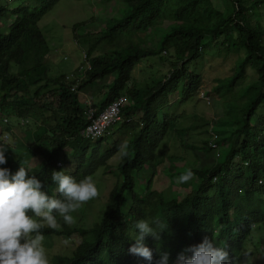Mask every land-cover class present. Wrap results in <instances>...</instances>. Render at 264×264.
Listing matches in <instances>:
<instances>
[{"label": "trees", "instance_id": "16d2710c", "mask_svg": "<svg viewBox=\"0 0 264 264\" xmlns=\"http://www.w3.org/2000/svg\"><path fill=\"white\" fill-rule=\"evenodd\" d=\"M58 2L35 0L0 6V19L10 18L5 29L0 28V110L19 118L40 119L44 124L28 146L40 159L29 174L44 182L49 195L55 194L56 188L50 180L53 170L63 169L79 180L92 176L99 167L107 170L108 160L116 153L121 179L109 191L97 222L88 229L66 232H77L80 238L71 254L57 257L54 264H149L128 252L134 243L129 234L137 219H156L166 225L158 241L145 238L152 250V264L163 251L169 253V264H176L178 252L205 236L226 247L239 264L252 231L264 226V34L258 13L264 0H231L232 10L227 14L215 10L210 0H122L123 11L106 22L99 40L111 44L122 37L139 35L168 18L181 23L162 36L161 45L171 43L185 49L170 73L147 89H128L126 83L134 65L151 52L128 47L90 57L83 85L114 74L97 112L121 92L128 94L120 124V129L129 134L124 157L116 141L107 143L102 137L95 142L99 144L91 145L80 135L88 121L76 92L63 74L49 75V48L38 22ZM233 30L238 34L236 41L232 39ZM222 33L224 48L234 45L245 50L233 75L226 79L227 89L244 76L247 66L256 70L258 85L243 90L247 100L234 121L237 127L222 159L210 168L191 170L198 182L181 201L167 200L152 188L156 151L173 127L176 106L189 100L199 87L201 76L194 62L200 49ZM94 49L95 44L89 46L87 56ZM12 65L21 69L13 74ZM61 160L62 168L57 166ZM10 164L4 166L15 171L17 167L12 161ZM145 166L150 167L151 175L141 183L135 174ZM40 231L44 237L64 233L47 225ZM261 243L264 246V235Z\"/></svg>", "mask_w": 264, "mask_h": 264}, {"label": "rangeland", "instance_id": "374dc122", "mask_svg": "<svg viewBox=\"0 0 264 264\" xmlns=\"http://www.w3.org/2000/svg\"><path fill=\"white\" fill-rule=\"evenodd\" d=\"M33 1L35 0H0V6H10L20 2L30 4ZM210 2L212 7L222 14L232 10L231 0H210ZM123 9L122 0H59L38 22V27L49 48L46 56L49 75H64L68 85L76 92L84 109V115L87 110L98 107L108 83L114 76L111 74L92 85H83L86 80V70L90 67V57L102 56L112 50L128 47L151 52L142 56L134 65L130 79L126 83L128 89L133 87L147 89L167 76L185 52L183 46L178 48L176 44L171 43L161 45L162 36L169 32L172 26L181 23L168 18L159 21L139 35L122 37L111 44L99 40L105 30L106 22L120 15ZM258 13L261 16L260 25L264 34V6L260 7ZM9 19L8 17L0 19L1 30L5 29ZM237 35L233 30L234 41L237 40ZM223 39L224 34H218L200 49L194 62L201 76L199 87L189 100L179 102L176 106L174 112L177 117L173 120V127L156 151L152 188L162 193L167 200L181 201L198 182L194 176H191L189 180L181 183L178 181L181 174L189 169L210 168L222 159V155L230 145L228 139L232 138L237 127L234 121L240 117L247 100L242 95L243 90L258 85L256 70L247 66L244 76L237 80L231 89H227L226 79L233 75L237 64L245 56V50L234 45L226 49L225 44L222 43ZM92 44H95V49L90 56H87V49ZM188 66L192 67L191 64ZM20 69V66L12 65L10 72L16 74ZM35 87L36 85L31 89ZM120 95L128 97L124 91ZM137 115L140 116L141 113L138 111ZM160 116L159 112L158 117ZM121 119L103 137L107 143L116 141L120 148L124 146L129 135L120 129L124 118ZM44 128L40 119L19 118L5 110H0V146L8 148L5 153L6 164L11 165L10 161H12L16 167L20 164L30 173L40 159L30 153L28 146L33 141V137ZM8 138L14 143L5 144ZM96 140L90 141L91 145L99 144L95 143ZM67 150L71 151L70 148ZM119 160V153L114 154L107 162L109 165L107 170L99 167L89 177L95 183L98 194L95 198L81 203L72 213L75 218L73 223L67 224L57 219L55 228L63 230L64 233L44 237L43 244L49 264H54L53 261L57 257L70 255L79 240L77 232L68 234L66 232L72 229H88L99 220L109 191L115 183L120 182L121 177L117 170ZM63 165L62 160L57 163L60 168ZM150 175V167L145 166L141 173L135 174V177L138 182L143 183ZM263 235L262 225L252 231L242 250L239 264L264 263V246L261 243Z\"/></svg>", "mask_w": 264, "mask_h": 264}, {"label": "clouds", "instance_id": "9594fccd", "mask_svg": "<svg viewBox=\"0 0 264 264\" xmlns=\"http://www.w3.org/2000/svg\"><path fill=\"white\" fill-rule=\"evenodd\" d=\"M4 143L14 141L8 138ZM6 150L7 147L0 146V264H49L41 227H57V217L64 223H73L72 213L81 203L97 196V187L89 177L77 180L63 169L53 170L50 180L59 196L49 195L44 182L29 174L26 167L19 164L11 171L4 166ZM126 155V146H122L120 156ZM191 176L189 169L178 181L183 183ZM165 227L156 219H137L129 234L134 243L129 245L128 252L152 264V250L146 246L145 238L158 241ZM154 264H169V253L159 252ZM176 264H237V259L230 256L226 247L205 236L178 252Z\"/></svg>", "mask_w": 264, "mask_h": 264}, {"label": "built area", "instance_id": "2783aa9c", "mask_svg": "<svg viewBox=\"0 0 264 264\" xmlns=\"http://www.w3.org/2000/svg\"><path fill=\"white\" fill-rule=\"evenodd\" d=\"M128 103L126 95L115 97L100 111L89 109L86 111L87 124L80 131V135L90 141L104 137L115 123L122 119L121 110Z\"/></svg>", "mask_w": 264, "mask_h": 264}]
</instances>
